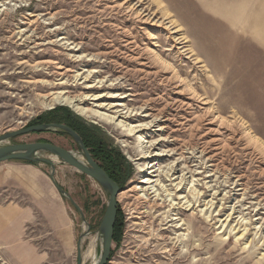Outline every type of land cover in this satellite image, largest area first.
Wrapping results in <instances>:
<instances>
[{
    "label": "rangeland",
    "instance_id": "374dc122",
    "mask_svg": "<svg viewBox=\"0 0 264 264\" xmlns=\"http://www.w3.org/2000/svg\"><path fill=\"white\" fill-rule=\"evenodd\" d=\"M172 72L202 100L190 99ZM56 96L108 115L125 111L130 125L149 124L145 141L165 153L156 172L146 174L154 162L140 159L139 140L118 121L86 118L54 104ZM58 107L132 170L117 197L122 225L107 264H264V0H0V136L40 124ZM37 142L84 161L62 132L10 143ZM40 155L54 160L56 183L85 221L50 180L71 230L70 253L53 255V264H76L88 227L81 255L92 242L98 254L107 195L74 168ZM38 166L50 179V167Z\"/></svg>",
    "mask_w": 264,
    "mask_h": 264
},
{
    "label": "crops",
    "instance_id": "0c3cea01",
    "mask_svg": "<svg viewBox=\"0 0 264 264\" xmlns=\"http://www.w3.org/2000/svg\"><path fill=\"white\" fill-rule=\"evenodd\" d=\"M41 166L0 163V261L53 264L70 253V217Z\"/></svg>",
    "mask_w": 264,
    "mask_h": 264
},
{
    "label": "water",
    "instance_id": "95a60500",
    "mask_svg": "<svg viewBox=\"0 0 264 264\" xmlns=\"http://www.w3.org/2000/svg\"><path fill=\"white\" fill-rule=\"evenodd\" d=\"M41 132H63L68 135L77 145L80 155L84 159L81 161L75 154L61 147L49 143H28L17 144L10 142L17 137L28 135L31 133ZM40 153H46L58 160L59 163L74 168L79 173L93 180L106 193L107 203L103 217L98 227V237L101 238V248L98 251V258L94 264H107L113 243V229L117 215V197L121 192L120 187L110 179L106 172L93 160L89 151L85 147L80 136L72 129L62 124H37L27 128L5 133L0 136V163L9 161H21L30 164H46L50 167V180L58 193L68 199L74 208L78 211L85 223L82 214L66 192L56 183L53 174L55 170V162L50 158H44ZM89 234V227L81 234L77 244V260L76 264H82L81 242Z\"/></svg>",
    "mask_w": 264,
    "mask_h": 264
},
{
    "label": "bare ground",
    "instance_id": "6f19581e",
    "mask_svg": "<svg viewBox=\"0 0 264 264\" xmlns=\"http://www.w3.org/2000/svg\"><path fill=\"white\" fill-rule=\"evenodd\" d=\"M126 1V0H125ZM129 1V0H127ZM123 3V2H122ZM131 3V2H130ZM129 4V2H126V5ZM124 5V4H123ZM122 5V6H123ZM133 6V5H132ZM127 8V7H125ZM130 8V7H129ZM136 8V7H135ZM133 10V9H132ZM130 11V10H129ZM132 12V11H131ZM135 12V11H134ZM138 12V11H137ZM149 11H147L148 13ZM139 14V13H138ZM137 15V14H136ZM133 16V15H132ZM138 17V15H137ZM156 17V16H155ZM142 18V17H141ZM146 18V17H145ZM140 20V18H139ZM158 20V19H157ZM156 20V21H157ZM163 20V19H162ZM149 21V20H148ZM165 21V20H164ZM153 22V21H152ZM163 22V21H162ZM162 22H159L161 25L164 24ZM171 22V21H170ZM144 23V22H143ZM148 23V22H147ZM158 23V25H159ZM167 24V23H166ZM164 26V25H163ZM166 26V25H165ZM161 27V26H160ZM173 27V26H172ZM171 28V26H170ZM167 30V29H166ZM177 30V29H176ZM175 32H173L174 34ZM172 36V35H171ZM178 37V36H177ZM153 38V37H152ZM151 38V39H152ZM182 41V40H181ZM133 42V41H132ZM177 44V43H176ZM184 44V43H183ZM174 45V44H173ZM176 46V45H175ZM185 48V47H184ZM179 49V48H178ZM183 49V48H182ZM181 49V50H182ZM143 50V49H142ZM147 50V49H146ZM146 50H145V53H146ZM157 50V49H156ZM139 52V51H138ZM143 52V51H142ZM148 54V52H147ZM154 54V53H153ZM157 54H159L157 52ZM156 55V53H155ZM150 56V55H149ZM161 57V56H160ZM156 58V57H155ZM159 58V57H158ZM156 60V59H155ZM159 61V60H158ZM165 62V61H164ZM157 63V62H155ZM159 63V62H158ZM164 64V63H163ZM158 65V64H157ZM170 66V65H169ZM165 68V67H163ZM167 69H168V65H167ZM170 71V70H168ZM172 71V70H171ZM170 71V72H171ZM166 72V71H165ZM173 75H172V80H174L177 84H178V87H185V92L187 94H189L191 96L190 99H195V101L197 99H201V96H199L191 87H190V84L188 82H186L185 80H182L181 77L176 73V72H172ZM169 79V78H168ZM169 82H173V81H169ZM175 84V83H174ZM184 90V89H183ZM66 93V92H65ZM181 93V92H180ZM188 96V95H187ZM57 97V96H56ZM96 97V96H95ZM99 97V95L97 96ZM115 97V96H114ZM119 97V96H118ZM54 98V97H53ZM83 98V97H82ZM88 99V98H87ZM97 99L99 98H92L91 101H96ZM202 100V99H201ZM200 100V101H201ZM54 102V104H64V105H69V106H73L76 110L79 111V113L83 116H85L86 118H89V119H95V120H103V121H118L117 123V126H119L120 128H122L126 133H127V136H136L137 139L139 140V146H138V151H139V155H140V159H143V160H151L153 161V165L149 164L147 166V169L149 170L148 172L146 171L147 169L145 168H139V172H143L144 170L147 172L146 174L150 175L153 174V172L156 170L154 169L156 166V163L155 162H158L157 160H159V157L161 158L163 156V154L165 155V153H159V152H156V151H153V147L155 145V142H151V141H145L144 139V136L142 135L143 132L145 130H147L148 128H150V125L149 124H129V115L127 113H125V111H120L119 109H117L114 113V115H108V114H105V113H102L100 111H97V110H90V109H83V108H80L78 107L79 103L81 102V100H76V99H73V98H70V97H67V96H59L55 99L52 100ZM82 101H86V99L82 100ZM204 101V100H203ZM202 101V102H203ZM205 104L204 105H208V108H207V112L206 114H209L212 116H214V113H213V110L211 109L212 108V105L209 106L210 104H208L206 101L204 102ZM94 105V104H93ZM115 106H121V105H115ZM115 106H110L109 105V110L111 109H114ZM188 106V105H187ZM200 106V105H199ZM95 107H98L100 108L99 106H95ZM124 107V106H123ZM189 107V106H188ZM102 108V107H101ZM107 108V107H106ZM201 109H203L201 107ZM206 109V108H205ZM204 109V110H205ZM124 110V109H123ZM203 114H204V111H202ZM137 114V113H136ZM132 115V114H131ZM206 116V115H205ZM201 118H204L201 116ZM210 118V117H209ZM207 119V118H206ZM215 121L217 120H220V118L218 117H214ZM120 120V121H119ZM199 120V119H198ZM212 121V120H211ZM214 121V122H215ZM213 122V121H212ZM147 132V131H146ZM147 135V134H146ZM163 141V140H162ZM155 148V147H154ZM160 161V160H159ZM160 165V164H159ZM159 167V166H158ZM153 169V170H152ZM162 169V168H161ZM152 170V171H151ZM164 170V169H163ZM158 171V170H157ZM156 172V171H155ZM162 172V171H161ZM160 173V172H159ZM147 175V176H148ZM159 175V174H158ZM154 176V175H153ZM156 177V176H155ZM146 179V178H145ZM157 181V180H156ZM153 181H151L150 179H147L145 180L143 183H146V184H150L152 183ZM158 182V181H157ZM145 185V184H144ZM155 186V185H153ZM149 188V187H148ZM153 191V189H152ZM98 242H99V245H100V248H101V238L98 237ZM95 243L92 242L89 247H88V250L87 252H84L85 254L83 255L82 257V262H85L87 260H90L91 261V264H94L98 258V254H94L95 253Z\"/></svg>",
    "mask_w": 264,
    "mask_h": 264
},
{
    "label": "trees",
    "instance_id": "16d2710c",
    "mask_svg": "<svg viewBox=\"0 0 264 264\" xmlns=\"http://www.w3.org/2000/svg\"><path fill=\"white\" fill-rule=\"evenodd\" d=\"M39 121L40 124L66 125L74 132H76L82 139L93 160L119 187H123L131 177V167L125 161L124 157H122L120 153H117L113 149H110L94 130L88 129L84 124L80 122L78 117L67 108L58 107L46 113L42 118L39 119ZM116 222L117 220L115 221L113 229L114 243L117 241V237L121 230V224L119 223L117 225Z\"/></svg>",
    "mask_w": 264,
    "mask_h": 264
},
{
    "label": "flooded vegetation",
    "instance_id": "af4514ba",
    "mask_svg": "<svg viewBox=\"0 0 264 264\" xmlns=\"http://www.w3.org/2000/svg\"><path fill=\"white\" fill-rule=\"evenodd\" d=\"M124 188V186L123 187H120V189L122 190ZM116 220H117V225L120 223L121 224V221H122V213H121V211H120V209L119 208H117V215H116ZM120 220V221H119ZM122 225V224H121Z\"/></svg>",
    "mask_w": 264,
    "mask_h": 264
}]
</instances>
